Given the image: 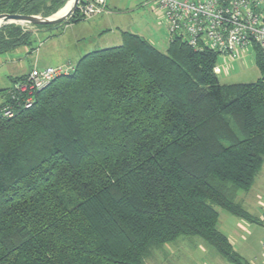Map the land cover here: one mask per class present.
<instances>
[{
    "label": "trees",
    "instance_id": "obj_1",
    "mask_svg": "<svg viewBox=\"0 0 264 264\" xmlns=\"http://www.w3.org/2000/svg\"><path fill=\"white\" fill-rule=\"evenodd\" d=\"M65 1L0 0V14L45 18ZM31 36L1 25L0 54ZM121 40L84 55L29 109L11 88L2 97L0 264H144L149 250L194 236L244 264L218 210L255 220L235 200L264 159V54L254 46L255 82L222 85L210 50Z\"/></svg>",
    "mask_w": 264,
    "mask_h": 264
},
{
    "label": "rangeland",
    "instance_id": "obj_2",
    "mask_svg": "<svg viewBox=\"0 0 264 264\" xmlns=\"http://www.w3.org/2000/svg\"><path fill=\"white\" fill-rule=\"evenodd\" d=\"M69 1L72 0H66L65 3L51 16L58 14L59 11L68 5L67 3ZM107 5L112 12V15L106 23L112 31L111 33H103L102 42H107V44H98V46H94L96 47L95 49H98V47H103L102 49H104V47L107 48L121 45L122 40L120 32L127 31L149 40V42H152V45L159 51H166L168 45L165 21L162 18V14L152 5L145 6L144 0H108ZM76 16L78 19L84 20L78 15V13ZM102 16L96 18L98 19ZM96 18L91 19V21H81L79 23H91L95 21ZM68 20L69 19H67L66 22L62 21L48 26H35L26 23L15 24L25 32H32V36L28 42L29 44L25 46L28 53L31 51V48L40 49L42 50V54L46 53L55 60L58 57H62L64 54H70L71 51H73L70 47L69 38L67 37L68 35L64 38H54L53 41H49L44 47H42V45L46 42H44V40L51 30L67 26ZM81 26L83 27L84 25ZM36 30L38 33L33 35V32ZM81 32H83V30H81ZM85 33L87 34V31ZM89 42L90 40L87 41V43ZM81 46L83 47V44H81L80 47ZM18 52H20V55L24 53V58L21 61L25 64L24 69H28L30 61L26 53L21 47L18 49ZM248 52V57L246 56L242 60H232L230 58L218 56L216 65L220 68V72L217 75L220 84L230 85L252 83L260 78V73L255 65L254 51L249 49ZM11 53L14 54V51ZM20 55L17 57H20ZM53 65L54 64H51V66ZM66 65L69 64H63L61 66ZM6 83L8 84L7 81ZM12 85L13 82L8 88L0 89V103L6 90L8 92ZM262 189L263 191L259 192V195L262 194L261 198L258 199L253 191H249L248 195H246V192L244 191L237 192L235 201L240 203L243 209L254 216V221H247L235 217L226 211L218 210V229L230 240L234 251L237 253L235 255L237 260L238 258H242L240 262H244V264H264V249L262 248V241L264 239V205L260 207L256 204V201L261 202V204L264 202V186ZM246 196L248 199H251L250 203L247 200H244V197ZM143 263L231 264L226 261L215 248L208 245L203 239L195 236L179 237L171 243L149 250L147 256L143 258Z\"/></svg>",
    "mask_w": 264,
    "mask_h": 264
},
{
    "label": "built area",
    "instance_id": "obj_3",
    "mask_svg": "<svg viewBox=\"0 0 264 264\" xmlns=\"http://www.w3.org/2000/svg\"><path fill=\"white\" fill-rule=\"evenodd\" d=\"M108 0H80L75 12L91 20L105 12ZM162 14L167 44L180 40L194 51L210 50L218 56L238 59L254 46L264 54V0H144ZM73 65L45 68L32 67L22 79L13 83L11 99L29 109L35 92L41 91L59 76L70 74ZM216 75L220 68H214ZM14 102V103H15ZM5 118L14 110L1 109ZM264 249V239L262 241Z\"/></svg>",
    "mask_w": 264,
    "mask_h": 264
},
{
    "label": "crops",
    "instance_id": "obj_4",
    "mask_svg": "<svg viewBox=\"0 0 264 264\" xmlns=\"http://www.w3.org/2000/svg\"><path fill=\"white\" fill-rule=\"evenodd\" d=\"M111 15H112V12L108 8V5H106L105 12L99 15L102 17L98 19L95 17L96 20L91 23H79L81 21H88V20H81L73 24H68L67 26H64L62 28L58 27V28H54L53 30H51L49 34L47 35L48 38L46 37V39L44 40V42L45 41L46 42L42 45V47L47 45L49 41H53L54 38H58V37L64 38L66 35H68L67 37L69 38L70 47L73 49V51H71L70 54L69 53L64 54V56L58 57L55 60H53L46 53L42 54L41 53L42 50L40 49L38 50L35 48H31V51L28 53L27 48L21 47L26 53L30 61V64L28 66L29 68L24 69L25 64H23L21 61L24 58V53L20 55V52H18L19 48L14 51V54L11 53L13 51L7 52L5 54H0V89L8 88L13 82L12 80L14 78L24 76L26 73L30 71L32 67L45 68V67L51 66V64H54L53 66L55 67L61 66L63 64H70V65L75 66L76 63L87 53L102 49L103 47H98V49H95L96 47L94 46H98V44H107V42H102V39H103L102 37L104 35L103 34L104 32L111 33L112 31L110 30V28L108 27L106 23V21H108ZM81 25H84V26L82 27ZM81 30H83V32H81ZM86 31H87V34L85 33ZM124 32H127V31H121L120 37L122 33ZM37 33L38 32L36 30L33 32V35ZM88 40H90L89 43H87ZM147 41L149 42V40ZM81 44H83V47L82 46L80 47ZM150 44H152V42ZM248 54H249L248 50L245 52H242L238 59L242 60L246 56L248 57ZM18 55H20V57H17ZM6 81L8 82V84L6 83ZM263 186H264V159H263L261 169L259 173L255 176L250 189L246 191V195H248L249 191H253L256 194L257 199L261 198L262 194L259 195V192L263 191L262 189ZM244 200H247L249 203L251 202V199L250 198L248 199L247 196L244 197ZM256 204L261 207L262 205H264V202L261 204V202L256 201Z\"/></svg>",
    "mask_w": 264,
    "mask_h": 264
},
{
    "label": "water",
    "instance_id": "obj_5",
    "mask_svg": "<svg viewBox=\"0 0 264 264\" xmlns=\"http://www.w3.org/2000/svg\"><path fill=\"white\" fill-rule=\"evenodd\" d=\"M80 0H72V5L70 9L63 15L57 16L53 15L50 17H39V16H27V15H18V14H0V26L9 23H26L30 25H53L60 23L62 21H66L70 18L76 9L77 4Z\"/></svg>",
    "mask_w": 264,
    "mask_h": 264
},
{
    "label": "bare ground",
    "instance_id": "obj_6",
    "mask_svg": "<svg viewBox=\"0 0 264 264\" xmlns=\"http://www.w3.org/2000/svg\"><path fill=\"white\" fill-rule=\"evenodd\" d=\"M67 4L68 5H66L61 11H59L57 16H61V15L65 14L70 9V7L72 5V1H69Z\"/></svg>",
    "mask_w": 264,
    "mask_h": 264
}]
</instances>
